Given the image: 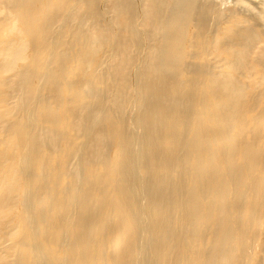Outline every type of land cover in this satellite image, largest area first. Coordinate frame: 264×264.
I'll list each match as a JSON object with an SVG mask.
<instances>
[{"label": "rangeland", "instance_id": "obj_1", "mask_svg": "<svg viewBox=\"0 0 264 264\" xmlns=\"http://www.w3.org/2000/svg\"><path fill=\"white\" fill-rule=\"evenodd\" d=\"M118 1L0 0V261L264 264V0Z\"/></svg>", "mask_w": 264, "mask_h": 264}, {"label": "bare ground", "instance_id": "obj_2", "mask_svg": "<svg viewBox=\"0 0 264 264\" xmlns=\"http://www.w3.org/2000/svg\"><path fill=\"white\" fill-rule=\"evenodd\" d=\"M7 1V0H6ZM10 1V5H13L11 6L13 9H15L17 12H20L18 13L20 15V19L21 21L23 22V24H25V26L28 28L29 32L31 35L33 36H36L37 35V32L35 31L36 30V26L38 25V18L35 16V17H32L33 16V13H34V8L33 7H30L28 5H23L21 4V0H8ZM49 2L51 1H54V0H48ZM58 1V0H57ZM110 1V0H109ZM122 0H119L117 4H115L113 6V8H110L112 10H115V9H119L118 8V5H120L122 2ZM153 1L152 0V3L150 5H153ZM156 1H159V2H163L164 4L162 6H160V8H158L159 6L157 5V10H156V15L157 17L159 18L162 14H161V10H163L164 7H167L168 5L171 6L172 10H173V13L172 14V17H171V22L172 23H177L179 24L182 28H185L186 25H187V15H190L192 14L193 12L191 10H188V7H186L185 3L183 0H178L176 2H173V1H169V0H156ZM45 1H43V4H41V7L44 5ZM129 3V2H128ZM122 5V4H121ZM124 6V5H123ZM120 7V6H119ZM152 6H150L148 8V5L144 6L145 9L147 10H150ZM175 7H177V10L174 11ZM123 8V7H122ZM120 8V9H122ZM199 9H200V5H199ZM112 12V11H111ZM151 12V11H150ZM120 13H121V10H120ZM177 13V14H175ZM168 17V16H167ZM170 18V17H169ZM158 25H161V22L157 19L153 24L152 26H158ZM27 28L25 29V32L26 34H28V30ZM186 31V29H182L181 32H184ZM29 35V34H28ZM180 35L178 36V39H179ZM175 40L174 42H170L168 40V42L166 41L165 43V47L163 48L165 52H162V55L166 58L167 61L164 60L165 62V65L168 66L170 65L171 63L175 62L176 59L179 57V54H180V45L178 41ZM21 50L19 47L17 46H12L9 51H8V60H9V65L8 67L9 68H12V66L18 62L19 60H21L22 58H24V55L19 51ZM23 55V56H22ZM163 57V59H164ZM18 83H16V89H18L21 93H25L26 92V89L27 87L29 88H33L35 86V83L33 81H31L29 78H27V76L25 75H22L21 78H19L18 80ZM229 97V96H228ZM227 97L226 101L225 102H222V107H221V110H220V113L222 112V108L223 107H226V104H227V100H229ZM23 104L25 105L24 103V100H23ZM221 116V115H220ZM222 119V129L224 130V128L227 127V124L229 121H227L226 118L223 119V117H221ZM230 119V118H229ZM227 132V130H226ZM224 133H225V130H224ZM29 137H31V143H32V147H31V151L29 152V154H27V150L25 149V153L29 156V164L36 167V172H37V169L39 168V165H35L33 162V160H31L30 158H32L33 156H30L31 153L33 154H38L39 153V146H41V143L39 142V140H35L34 136L29 133ZM228 139L227 137L225 138V140ZM229 141V140H228ZM26 145V144H25ZM27 147V146H25ZM155 150V153L157 154V149L156 148H153ZM27 159V158H26ZM219 161L218 157H216L215 159L210 158L207 160V162L204 164V162H199V164H202L204 165L203 167H201L198 171L196 172H216L217 171V166H215V162L214 161ZM38 161V160H37ZM219 166H220V170H223V171H228V168H224V166L226 165H230V161L228 162H216ZM187 164V162H186ZM188 168H189V165L187 164ZM41 167V166H40ZM43 168L41 167L40 168V176H42V170ZM32 170V169H30ZM214 170V171H213ZM28 171V170H27ZM32 172V171H31ZM156 172H164V170L162 169H159L157 170ZM92 177V176H91ZM202 176L200 175V178ZM199 178V179H200ZM90 180V179H89ZM184 193V194H183ZM6 194V193H5ZM177 194L178 196H180V194L182 196H184V202H187L188 206H189V201L190 199L192 198V193H189L187 194L185 192V190L181 189L180 187L177 188ZM8 197V196H7ZM8 199V198H7ZM183 202V200H181ZM1 204L3 203L4 205L9 203L8 200H6V198H2L1 199ZM7 206V205H6ZM9 206V205H8ZM4 207V206H3ZM2 207V208H3ZM183 207V206H182ZM180 207V208H182ZM7 207L4 208V210H6ZM0 211L2 212V210L0 209ZM188 211V210H186ZM191 212V211H190ZM27 218V217H26ZM24 218V221L25 219ZM194 218V216H193ZM29 219V218H28ZM28 223V222H27ZM29 234V233H27ZM152 235V231L151 233L149 234V236ZM226 235V234H225ZM225 240V239H224ZM148 246V244H147ZM147 248V247H146ZM153 248V245L150 244V241H149V247L147 248L148 251L149 250H152ZM157 251V249H156ZM158 253H152V258L150 257V260L146 261L147 264H155L156 262V259L159 257V255H157ZM3 257V256H2ZM161 257V256H160ZM148 257H146V260H147ZM3 259V258H2ZM1 259V260H2ZM1 264H3V262L0 261ZM7 264V263H6ZM37 264V263H36Z\"/></svg>", "mask_w": 264, "mask_h": 264}]
</instances>
